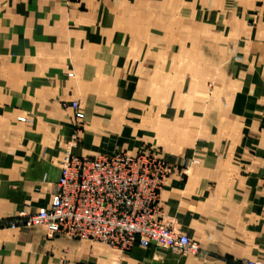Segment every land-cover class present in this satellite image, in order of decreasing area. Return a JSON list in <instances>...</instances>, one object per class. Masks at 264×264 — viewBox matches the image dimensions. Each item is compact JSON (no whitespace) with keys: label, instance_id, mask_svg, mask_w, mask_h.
<instances>
[{"label":"crops","instance_id":"crops-1","mask_svg":"<svg viewBox=\"0 0 264 264\" xmlns=\"http://www.w3.org/2000/svg\"><path fill=\"white\" fill-rule=\"evenodd\" d=\"M192 11L205 37L230 36L240 57L221 64L230 105L222 111L220 136H210L196 164H185L189 150L170 155L178 166L160 194L180 230L198 239L201 254L138 244L124 253L50 237L45 228L11 226L14 217L50 203L60 176L52 146L73 138V101L85 115L80 149L109 147L139 113L111 91V82H134L135 98H144L146 83L190 77L191 58L175 54L190 42ZM176 12L182 28L159 25ZM262 134L264 0H0V264L264 261Z\"/></svg>","mask_w":264,"mask_h":264},{"label":"rangeland","instance_id":"rangeland-1","mask_svg":"<svg viewBox=\"0 0 264 264\" xmlns=\"http://www.w3.org/2000/svg\"><path fill=\"white\" fill-rule=\"evenodd\" d=\"M177 14L179 15L180 13L176 12L175 16L159 19V25L163 26L165 24L168 27L171 25L174 26L175 30H179L182 28L181 22L183 18L177 16ZM191 14L190 42L187 44L188 42L185 41L184 50H180L175 54V57L178 59H182L183 57L191 58L190 77L185 76V81H183L181 77L179 79L176 76L177 80H163L160 83H154L152 85L151 83H146L147 85L144 84V91L148 90L149 92L148 97L144 98H135L134 90L136 86L134 82H111V91L114 92L116 96L123 95L122 99L127 100V107L136 109V111L139 112L138 116L131 119V122H128L126 128H120L116 137H112V140L109 141V147L103 146L102 143L101 145H93L92 149L82 150L80 149V144L85 134V130L83 129L85 115L82 112L83 110L80 103L78 101H73L72 105L75 106L83 117L78 118V121L75 120V133L73 138L70 139L66 145L62 147L58 146L57 141L56 144L52 146L55 154L54 159L56 158V163L57 165L59 163V167L62 159L68 155L94 158L115 153H126L129 155H142L147 159H157L161 161L163 166L169 170V173H167V176L158 190L152 217L162 226L172 228L180 233L184 232L180 230L178 221L170 213L160 195L167 179L172 176L178 166L177 163L172 162L169 156L173 153H178L183 148L191 152L190 160H186L185 164L188 162L196 164L199 162V158H201L204 152L202 149L209 148V145H207L208 142L206 141L209 140L210 136L212 134L220 136V134L217 133V127L222 122L224 116L222 111H226L230 105V99L225 97L226 92H230V87L219 79L221 75H223L222 73H226L227 67L221 64L228 59L240 58L230 49V42L233 40H231L230 36L205 37L204 34H202V28H200V18L196 16L193 11ZM186 48L188 49L187 51ZM195 61H197V64L198 62L201 63L202 66L199 67L195 65ZM165 77H172V75ZM123 85L124 87L122 88ZM120 88L126 91L125 94L119 92ZM152 89L153 96L150 97V91ZM222 94L224 96H222L223 100L221 101L220 96ZM117 98L118 97L111 98L110 101L114 103ZM122 106L125 105L122 104ZM96 142L97 140H95V143ZM49 154L48 152V155ZM180 163L182 165V162ZM262 188H264V179H262ZM38 210L14 217L11 226L45 228L43 226L28 223L29 216L33 215ZM3 224L5 223L0 221V225ZM50 235L51 234L48 232V236ZM189 238L191 239V247L186 254L189 253L195 256L200 255L202 251L200 242L194 237L189 236ZM77 240L97 242L107 245L110 248L118 249L124 253L130 251L135 245H132L128 250H123L120 247H112L101 241L90 239ZM149 246L160 250H172L176 253H183L180 249H165L154 242L150 243L147 247ZM248 260L262 261L258 259ZM248 260L242 261L241 264Z\"/></svg>","mask_w":264,"mask_h":264},{"label":"built area","instance_id":"built-area-1","mask_svg":"<svg viewBox=\"0 0 264 264\" xmlns=\"http://www.w3.org/2000/svg\"><path fill=\"white\" fill-rule=\"evenodd\" d=\"M76 117L83 116L77 112ZM167 173L161 161L142 155L65 156L50 204L30 215L28 223L45 227L51 235L101 241L123 250L154 242L187 253L189 236L152 217Z\"/></svg>","mask_w":264,"mask_h":264}]
</instances>
